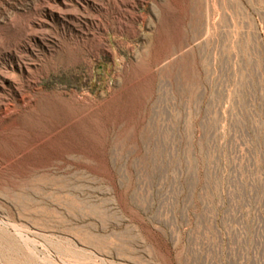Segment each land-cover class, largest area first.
Wrapping results in <instances>:
<instances>
[{
    "label": "rangeland",
    "instance_id": "374dc122",
    "mask_svg": "<svg viewBox=\"0 0 264 264\" xmlns=\"http://www.w3.org/2000/svg\"><path fill=\"white\" fill-rule=\"evenodd\" d=\"M0 264H264V0H0Z\"/></svg>",
    "mask_w": 264,
    "mask_h": 264
}]
</instances>
